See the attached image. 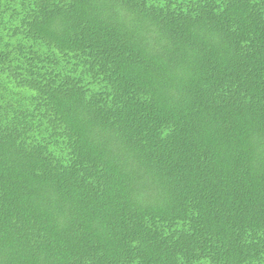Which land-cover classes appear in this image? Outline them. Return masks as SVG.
<instances>
[{
    "label": "trees",
    "instance_id": "obj_1",
    "mask_svg": "<svg viewBox=\"0 0 264 264\" xmlns=\"http://www.w3.org/2000/svg\"><path fill=\"white\" fill-rule=\"evenodd\" d=\"M0 264H264V0H0Z\"/></svg>",
    "mask_w": 264,
    "mask_h": 264
}]
</instances>
